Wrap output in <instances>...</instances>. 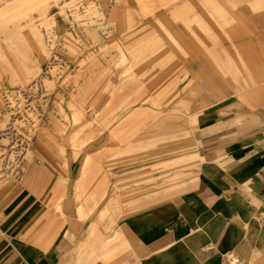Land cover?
<instances>
[{
  "label": "rangeland",
  "instance_id": "374dc122",
  "mask_svg": "<svg viewBox=\"0 0 264 264\" xmlns=\"http://www.w3.org/2000/svg\"><path fill=\"white\" fill-rule=\"evenodd\" d=\"M61 1L0 21V264H63L70 249L69 264L120 263L109 248L124 231L133 241L128 218L228 151L235 129L204 115L264 106V0ZM92 229L103 252L86 251ZM131 244L125 259L145 255Z\"/></svg>",
  "mask_w": 264,
  "mask_h": 264
},
{
  "label": "crops",
  "instance_id": "0c3cea01",
  "mask_svg": "<svg viewBox=\"0 0 264 264\" xmlns=\"http://www.w3.org/2000/svg\"><path fill=\"white\" fill-rule=\"evenodd\" d=\"M126 20V24L120 25L121 30L130 27L131 19ZM168 25L172 30V24ZM190 25V20L184 19L175 30L184 32L179 34L183 41L184 38L187 41L185 32H189ZM4 85L1 70L0 86ZM242 104L245 103L230 100L223 108L224 114L210 111L204 115L203 119L209 122L224 118L235 129L233 136L222 135L230 143L228 151L218 152L220 166L206 161L201 165L195 186L182 196L137 210L130 216L125 225L134 233L133 241L120 230L124 232L118 244H122L109 248L123 256L117 264H130L131 258L136 259L135 264H224L227 255L236 257L242 264H264V106L254 108ZM40 136L42 147L51 141L46 132H40ZM33 161L30 155L25 167L29 169ZM63 221L71 218L65 217ZM98 236L92 229V236L86 234V245ZM128 239L144 249L143 257L125 259L134 246ZM101 240L98 237L96 244L86 251L103 252L106 245ZM28 244H35L33 237ZM70 250L63 264L74 259Z\"/></svg>",
  "mask_w": 264,
  "mask_h": 264
},
{
  "label": "bare ground",
  "instance_id": "6f19581e",
  "mask_svg": "<svg viewBox=\"0 0 264 264\" xmlns=\"http://www.w3.org/2000/svg\"><path fill=\"white\" fill-rule=\"evenodd\" d=\"M52 1H56L57 2V6L60 8V11L62 12L63 11V8H62V5L65 4L66 2L65 1H61V0H52ZM106 1V0H105ZM35 2H38V0H6L5 2V5L2 9H0V21H6V20H9V19H13L15 17H17L14 13H12L13 15L11 14H8L11 10H13L16 5L18 4L21 9L23 10V15H26V11L29 7V5H33L35 7L36 4H32V3H35ZM108 2V1H107ZM109 3V2H108ZM108 3L105 4L106 7H108ZM25 5H27V7H25ZM55 5V4H54ZM44 6V5H43ZM66 7V6H65ZM15 10V9H14ZM33 11V10H32ZM85 13V12H84ZM65 17V16H64ZM186 25V24H185ZM184 26V25H182ZM1 46V44H0ZM0 64H1V67L4 69V68H7L5 66V56L2 55L0 53ZM48 68V67H47ZM2 69V70H3ZM51 69V68H50ZM18 70V69H17ZM16 72V71H15ZM18 73V72H16ZM47 76V75H46ZM10 79L12 81V84H17V75L15 73H12L10 72ZM37 139H36V144L35 145H38L40 147L43 146V139L41 138L40 136V133L37 132ZM29 157L30 155L27 156L26 158V161L29 160Z\"/></svg>",
  "mask_w": 264,
  "mask_h": 264
},
{
  "label": "built area",
  "instance_id": "2783aa9c",
  "mask_svg": "<svg viewBox=\"0 0 264 264\" xmlns=\"http://www.w3.org/2000/svg\"><path fill=\"white\" fill-rule=\"evenodd\" d=\"M224 264H242V262L232 255H227L224 259Z\"/></svg>",
  "mask_w": 264,
  "mask_h": 264
}]
</instances>
